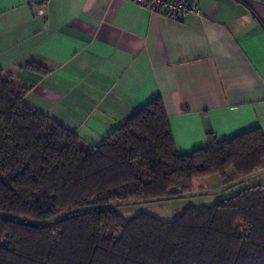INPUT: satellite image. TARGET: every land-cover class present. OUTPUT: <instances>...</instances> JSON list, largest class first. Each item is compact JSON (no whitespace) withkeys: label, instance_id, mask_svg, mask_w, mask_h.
I'll use <instances>...</instances> for the list:
<instances>
[{"label":"trees","instance_id":"trees-1","mask_svg":"<svg viewBox=\"0 0 264 264\" xmlns=\"http://www.w3.org/2000/svg\"><path fill=\"white\" fill-rule=\"evenodd\" d=\"M27 91L0 70V264H264L261 183L172 220L119 210L182 198L199 177L218 175L224 186L250 178L264 169V131L209 133L181 154L155 95L83 144L28 105Z\"/></svg>","mask_w":264,"mask_h":264},{"label":"crops","instance_id":"crops-1","mask_svg":"<svg viewBox=\"0 0 264 264\" xmlns=\"http://www.w3.org/2000/svg\"><path fill=\"white\" fill-rule=\"evenodd\" d=\"M192 1L179 21L130 0H0V70L83 144L155 95L181 154L264 131V0Z\"/></svg>","mask_w":264,"mask_h":264},{"label":"rangeland","instance_id":"rangeland-1","mask_svg":"<svg viewBox=\"0 0 264 264\" xmlns=\"http://www.w3.org/2000/svg\"><path fill=\"white\" fill-rule=\"evenodd\" d=\"M258 172L256 173L257 176L254 177V180L251 182L249 178H247L234 182L228 186H224L218 175L195 178L193 180L194 191L182 198L163 202H141L136 205H132L129 208L122 207L119 210L126 216H132L136 212L144 210L162 220H172L184 209V207L189 204L210 205L217 198L229 196L235 193L240 186L242 187L250 183H261L264 185V171H262V173Z\"/></svg>","mask_w":264,"mask_h":264},{"label":"built area","instance_id":"built-area-1","mask_svg":"<svg viewBox=\"0 0 264 264\" xmlns=\"http://www.w3.org/2000/svg\"><path fill=\"white\" fill-rule=\"evenodd\" d=\"M132 3L146 8L151 13L162 12L172 20H184L192 13L197 12V4L192 0H130ZM36 15H42L43 9H39Z\"/></svg>","mask_w":264,"mask_h":264}]
</instances>
